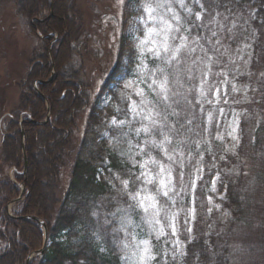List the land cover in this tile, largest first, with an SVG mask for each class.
Wrapping results in <instances>:
<instances>
[{
  "label": "trees",
  "instance_id": "16d2710c",
  "mask_svg": "<svg viewBox=\"0 0 264 264\" xmlns=\"http://www.w3.org/2000/svg\"><path fill=\"white\" fill-rule=\"evenodd\" d=\"M77 1L55 0L58 17L45 21L39 18L50 10V0L14 1L17 14L44 42V54L37 59L39 71L32 66L21 83V96L13 112L4 111L5 103L2 110L6 119L0 143V244L4 243L0 247V264H27L28 257L44 247L45 234L40 221L17 218L27 214L38 215L47 224L45 253L43 257L36 256L31 264H130V248L125 245H129L138 226L144 223L140 206L131 194L144 182L145 165L160 158L168 164L180 165L188 175L189 157L202 167L194 194L192 232L186 233V211L182 206L183 254L176 250L166 252L164 246L170 243H160L152 264H232L229 231L236 224L241 225L253 211L250 201L255 189L261 191L260 199L264 201V0H185L192 9L191 13L180 11L181 31L188 37V48L171 61L150 56L136 69L127 67V71L137 72L145 80L144 92L154 102L153 115L160 113L155 116L157 126L152 127L147 120L142 123L140 118L134 123L136 126L130 122L127 114L131 102L119 84L118 99L116 91L110 90L114 104L105 117L118 116L128 124L113 131L104 116L91 113L76 151L73 132L86 96L80 72L70 67L69 61L72 44L78 42L82 31ZM197 13L201 15L199 20ZM57 33L53 45L57 76L50 83H38L40 92L50 102L51 117L39 126L33 120H44L48 108L34 82L51 77L49 48ZM247 45L251 46V58L249 62L240 61V69L236 71L237 63L230 62L224 46L232 51ZM121 60L122 54L118 66ZM34 61L36 57L31 63ZM212 66L222 69L220 74L227 84L235 82L239 88L236 109L241 120L235 147L221 137L223 119L234 93L228 84L220 106L216 105L213 90L216 83L206 80ZM164 77L168 79L169 99L161 102L156 86L153 85L156 89L153 91L148 85L153 79ZM24 113H29L31 119ZM22 117L29 160L26 173H23ZM142 127L151 130L137 134ZM105 130L114 133L108 145L98 140ZM165 136L170 143L164 141ZM71 154V177L68 188L63 189L62 170ZM169 154L173 160L168 159ZM6 168L15 169L16 181L3 172ZM106 171L118 174L117 187L103 177ZM216 176L220 191L226 192L225 206L232 215L228 221L220 220L214 211L208 213L207 190ZM250 179L253 184H249ZM125 180L129 182L127 186L123 184ZM21 183L25 185L26 196L17 203L13 217L7 206L19 197ZM190 198L185 188V201ZM261 206L264 208V203ZM257 230L264 242V225Z\"/></svg>",
  "mask_w": 264,
  "mask_h": 264
},
{
  "label": "rangeland",
  "instance_id": "374dc122",
  "mask_svg": "<svg viewBox=\"0 0 264 264\" xmlns=\"http://www.w3.org/2000/svg\"><path fill=\"white\" fill-rule=\"evenodd\" d=\"M14 1L15 0H0V143L2 142V130L6 119L2 111L4 109V103L6 104L4 111L12 113L21 96V83L24 78L27 77L29 69L32 66L34 71H39V62L37 59L40 55L44 54V42L32 32V28L27 21L17 14ZM149 2H151V0L77 1L82 31L78 42L74 43V45L72 44V52L69 61L71 63L70 67L72 66L74 70L80 72L81 81L86 87V96L82 105L83 109L76 117V126L73 132V147L75 146L76 151L83 140L90 114L95 113L96 116L102 115L105 117L109 113V110L114 104L110 90L116 91V98L118 99L119 84H121L122 88L125 90L124 94L129 97L131 102L127 117L130 119V122L136 126L134 123L137 122L138 118H135L134 114L131 112L132 101L134 100L137 103L140 102L141 98L135 93L139 89L144 90L143 83L145 80L138 77L137 72L131 70L127 71V67L131 66L136 69L140 64H144L148 57L152 56L147 51H145L144 55H141L140 47H138L146 31L141 18L147 19V14L142 5ZM172 6L180 15L182 8L179 7L176 0H172ZM214 21L218 23L216 20ZM181 25L182 20L180 21V26ZM232 28L235 29V27ZM174 35L179 37L182 35V31ZM41 37L44 39L46 38V36ZM174 43L179 45L180 40L177 39ZM185 43L186 47L184 49L188 48L187 42ZM54 44L55 40L51 42L50 46L52 47ZM148 47H151V45H148ZM224 47L229 51L230 62L237 63L236 71L240 69L238 65L240 61L246 59L249 62L251 58L250 45L239 46L232 51L227 46ZM121 54L122 63L118 66V59ZM179 55L180 53L178 56ZM34 57H36V61L32 64L31 61ZM221 71L222 69L219 66H212L206 78L207 82L213 80L216 83L213 86V90L216 105L218 106H220V98L222 100L225 97L223 93L225 89L228 88L229 84V82L227 84L223 79L220 74ZM111 75H113V79L109 81ZM229 85L234 93V98L223 119L221 137L226 144L235 147L234 142H237L239 138L241 120L238 113L239 110L236 109V105L240 101L236 96L239 88L235 82ZM222 112L224 113V111ZM105 118L106 125L113 131L125 123L128 124L127 120H120L118 116H107ZM113 120H115L116 123H113ZM120 121H125V123L120 124ZM141 122L143 123L144 120H141ZM135 129L137 130V128ZM111 130H105L98 140L102 142L106 141L107 145L111 143L114 135ZM69 152H71V150ZM72 154L62 170L61 185L63 189L68 188L70 181L71 167L73 166ZM154 161L155 162L145 165L146 171H144L154 178V183L147 184L144 177V182L140 184L137 192L140 193V198L148 194L156 195L158 201L157 207L162 208L160 215L156 218L160 219L161 223L165 226V232L166 235H169V238L167 239L166 236H164L161 237L160 240H156L155 232L153 231L154 224L149 223V221L153 219L154 210L149 209L146 213L140 207L144 223L143 226H138L137 233L133 236L135 240H133L132 237L129 243L130 264H134L138 258L133 255L136 249L132 247V244L144 239L151 242L153 245V252L161 246L160 243L167 245L168 242L170 246H164L166 252L167 250H176V252L178 251L181 254L184 251V231L180 225V208L182 206L185 207L186 211V233L191 234L193 228V220L195 217L194 194L197 181L202 173V167L199 168L198 162L189 157L188 167L190 172L186 175L183 173V168H180L178 164H168L160 158H156ZM161 166L166 170L163 174V178L166 181L169 179L167 170L171 169V183L168 189H166L169 193L168 196L156 193V189L159 187L158 179L160 178L157 176V173L160 172ZM3 172L10 175L12 180L16 181V171L14 168H6ZM102 175L110 184L116 187L118 186V174L106 171L102 173ZM217 181L218 176L213 179L211 187L207 190L206 202L208 213L214 211L218 214L220 220L228 221L232 215L230 210L225 206L226 192L220 191ZM249 184H253L252 179H250ZM20 187H23L22 183ZM185 188L191 197L189 202L184 199ZM260 192L261 191L255 189L252 193V200L250 202L253 205L250 204V206H253V211L251 214L247 215L248 217L241 225L236 224L228 233L232 264H264V242L261 239L260 232L257 230L259 226L264 225V208L261 206L264 201L261 202ZM133 194H131V198ZM138 199L132 200L138 204ZM10 204L9 213L12 215L14 214V217H16L17 204L15 200ZM173 215H175V219L170 220L169 218ZM169 223L174 224L176 230L175 235L172 234V228L168 227ZM42 227L44 228L43 224ZM2 246H4V243L1 242L0 247ZM34 258L35 257H33L32 260ZM30 263H32V261Z\"/></svg>",
  "mask_w": 264,
  "mask_h": 264
},
{
  "label": "snow or ice",
  "instance_id": "6c2138e0",
  "mask_svg": "<svg viewBox=\"0 0 264 264\" xmlns=\"http://www.w3.org/2000/svg\"><path fill=\"white\" fill-rule=\"evenodd\" d=\"M176 2L179 4L180 8L185 9L189 13L192 12V9L187 7L185 0H176ZM142 7L147 14V19H144L143 17L141 18L146 29L144 38L140 41V45L138 46L140 47L141 55H144L145 51H147L155 59H165L166 61L176 59L178 54L186 47L185 42L188 40V37L183 35L177 37L174 35L181 31L180 21L182 18L179 13L174 10L172 0H151V2L143 4ZM200 18V13H197L196 19L199 20ZM212 35L215 36L216 33L213 32ZM177 39L180 40L179 45L174 43ZM148 45H151V47H148ZM191 51H194V49H191ZM157 71L163 72V69H157ZM153 85L159 90L157 95L160 97L161 102L167 101L169 99L167 94L169 91L167 77L160 80L153 79L148 85L150 90L156 91V89L153 88ZM135 94L141 99L139 103L134 100L132 101L131 112L134 114V117L147 120L152 127H156L157 120L155 119V116H159L160 113L156 112L155 116L153 115L154 102L147 98L143 89L137 90ZM201 95H203V92H201ZM113 123H116V121L113 120ZM124 123L125 121H120V124ZM150 130L149 127H142L137 130V134H139L140 131L149 132ZM164 141L170 143L167 136L164 137ZM160 147L163 148V142ZM165 152L167 153V149H165ZM168 159L173 160V156L169 154ZM141 167H144V165H141ZM165 171V168L161 166L160 172L157 173V176L160 178L158 179L159 187L156 189V193L168 196L169 193L166 189H168V186L171 183V169L167 170V175L169 177L167 181L163 178ZM142 175L145 177V182L147 184L154 183V178L147 172L142 173ZM123 183L127 186L129 182L125 180ZM132 199H138V204L144 212L147 213L149 209L154 210L153 219L149 221V223L154 224L153 231L155 232L156 240H160L161 237L166 236L165 226L161 223L160 219L156 218L162 211L161 207H157L158 201L156 195L148 194L143 198H140V193L137 192L132 195ZM169 219L174 220L175 215ZM168 227L172 228V234L175 235L176 230L174 224L169 223ZM133 240H135V237H133ZM128 246L129 245H125V247ZM132 247L136 249V251L133 252V255L138 257L134 264H152L156 259V255L153 252V245L149 240H140L137 243H133Z\"/></svg>",
  "mask_w": 264,
  "mask_h": 264
},
{
  "label": "bare ground",
  "instance_id": "6f19581e",
  "mask_svg": "<svg viewBox=\"0 0 264 264\" xmlns=\"http://www.w3.org/2000/svg\"><path fill=\"white\" fill-rule=\"evenodd\" d=\"M68 1H71V0H68ZM51 2V7H50V10H45L43 13H42V17L39 18V21H45L46 19L47 20H55L57 16L56 14V10H54V6H55V0H50ZM69 10V9H67ZM71 16V15H70ZM38 20V19H37ZM41 37V36H40ZM58 39V33L56 34V40ZM50 49L52 50L50 52ZM49 62L52 64V73H51V77L48 79V80H45V81H38L36 80L34 82V87L36 89V91L40 94L41 98L44 100L45 104L47 105V108H48V112H47V115H46V118L42 121H36V120H33L34 124L36 125H44L46 124L49 120H50V117H51V114H50V102L49 100L43 95L42 92H40L39 88H38V83H43V82H48L49 80H52L54 78V76L56 75V71H55V62H54V53H53V46L49 48ZM61 75V74H60ZM57 76V75H56ZM55 76V77H56ZM64 76V75H63ZM52 82V81H51ZM50 83V82H48ZM24 115L27 117V118H30L31 119V116L29 113H24ZM6 116V115H5ZM115 117V116H114ZM4 120V118H3ZM24 131V137L26 139V131ZM23 131H22V136H23ZM25 139L23 140L22 142V152H23V156H24V169L27 170L28 168V163H29V160H28V156H27V152H26V141ZM140 187V185L138 186V188ZM25 191H26V188L25 186L22 187ZM26 196V195H25ZM11 205V204H10ZM17 218L19 219H23V220H34V221H39L41 220V217L38 216V215H34V214H27V215H18ZM37 218V219H36ZM43 220V219H42ZM43 222L46 224V222L43 220Z\"/></svg>",
  "mask_w": 264,
  "mask_h": 264
},
{
  "label": "water",
  "instance_id": "95a60500",
  "mask_svg": "<svg viewBox=\"0 0 264 264\" xmlns=\"http://www.w3.org/2000/svg\"><path fill=\"white\" fill-rule=\"evenodd\" d=\"M52 50L50 49V52H51ZM24 131H23V139H24ZM25 171H26V169H25ZM20 198H18L17 200H15V202L16 201H18ZM37 219V218H36ZM39 221H41V220H39ZM42 222V224H43V226H44V229H45V232H46V235H45V245H46V242H47V226H46V224L43 222V221H41ZM45 247L46 246H44V248L41 250V255H43L44 254V251H45ZM34 257V255H30L29 256V258H28V263L27 264H30V262L32 261V258Z\"/></svg>",
  "mask_w": 264,
  "mask_h": 264
}]
</instances>
